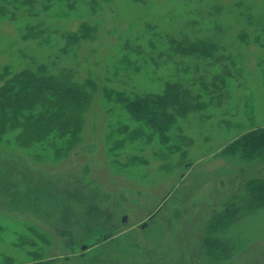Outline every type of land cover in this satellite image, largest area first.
<instances>
[{"label":"rangeland","instance_id":"obj_1","mask_svg":"<svg viewBox=\"0 0 264 264\" xmlns=\"http://www.w3.org/2000/svg\"><path fill=\"white\" fill-rule=\"evenodd\" d=\"M82 28L89 36L67 44ZM7 67L90 78L98 90L62 155L49 139L23 146L18 128L1 135L0 264H264V208L216 233L234 243L227 259L200 246L211 214L264 178V160L219 155L264 126V0H0ZM167 83L203 105L164 138L132 140L136 122L101 90L161 93Z\"/></svg>","mask_w":264,"mask_h":264},{"label":"trees","instance_id":"obj_2","mask_svg":"<svg viewBox=\"0 0 264 264\" xmlns=\"http://www.w3.org/2000/svg\"><path fill=\"white\" fill-rule=\"evenodd\" d=\"M87 36V28L80 29L79 33H69L67 44ZM174 49L184 54H198L204 47L178 44ZM42 68L36 72L28 68L13 72L7 67L0 72V80L3 81L0 87V138L6 129L18 128L20 131L14 139L23 146L49 139L55 154L62 155L79 142L84 115L98 88L90 78L77 82L69 73L53 75ZM101 91L106 98L111 97L120 103L136 122L128 133L132 140L137 136L143 139L155 134L164 138L174 125L176 116H183L203 105L196 101V95L177 83H167L161 93L127 95L106 87ZM121 143V140L115 141L112 148L121 146ZM219 155L263 161L264 126H254L240 134L227 143ZM244 189L242 195H231L223 208L213 212L206 222L200 246L211 261L227 259L235 248L234 243L219 238L216 233L225 230L237 218L264 208V178L249 179ZM108 236L103 235L105 239ZM51 262L37 258L27 264Z\"/></svg>","mask_w":264,"mask_h":264},{"label":"bare ground","instance_id":"obj_3","mask_svg":"<svg viewBox=\"0 0 264 264\" xmlns=\"http://www.w3.org/2000/svg\"><path fill=\"white\" fill-rule=\"evenodd\" d=\"M253 1H260V0H253ZM13 45V43L12 44H6V45H4V46H2V47H10V46H12ZM2 56V55H1ZM262 247H263V245L262 246H260V249L259 250H261L262 249ZM244 261V260H243Z\"/></svg>","mask_w":264,"mask_h":264},{"label":"water","instance_id":"obj_4","mask_svg":"<svg viewBox=\"0 0 264 264\" xmlns=\"http://www.w3.org/2000/svg\"><path fill=\"white\" fill-rule=\"evenodd\" d=\"M121 221L122 222H125L126 221V217L125 216H123L122 218H121ZM144 225H142V226H140V227H143Z\"/></svg>","mask_w":264,"mask_h":264}]
</instances>
